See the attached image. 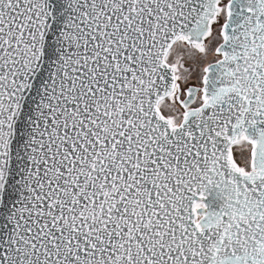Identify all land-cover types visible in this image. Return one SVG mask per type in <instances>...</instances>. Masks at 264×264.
Returning <instances> with one entry per match:
<instances>
[{
	"label": "snow or ice",
	"instance_id": "snow-or-ice-1",
	"mask_svg": "<svg viewBox=\"0 0 264 264\" xmlns=\"http://www.w3.org/2000/svg\"><path fill=\"white\" fill-rule=\"evenodd\" d=\"M0 264H264V0H0Z\"/></svg>",
	"mask_w": 264,
	"mask_h": 264
}]
</instances>
